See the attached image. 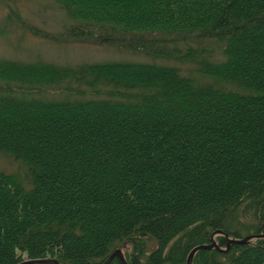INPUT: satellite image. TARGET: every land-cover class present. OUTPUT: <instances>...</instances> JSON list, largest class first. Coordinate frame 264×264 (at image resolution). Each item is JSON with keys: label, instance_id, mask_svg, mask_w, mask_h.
Returning a JSON list of instances; mask_svg holds the SVG:
<instances>
[{"label": "trees", "instance_id": "trees-1", "mask_svg": "<svg viewBox=\"0 0 264 264\" xmlns=\"http://www.w3.org/2000/svg\"><path fill=\"white\" fill-rule=\"evenodd\" d=\"M50 1L36 34L146 59L0 58V264H187L264 233V0ZM191 264H264V236Z\"/></svg>", "mask_w": 264, "mask_h": 264}, {"label": "rangeland", "instance_id": "rangeland-1", "mask_svg": "<svg viewBox=\"0 0 264 264\" xmlns=\"http://www.w3.org/2000/svg\"><path fill=\"white\" fill-rule=\"evenodd\" d=\"M62 20L61 10L50 0H0V58L22 61L41 59L62 64L146 59L129 50L82 41L57 43L35 33L37 27L57 31ZM210 45L214 51H219L217 44ZM17 168L16 161L0 153V170L15 172Z\"/></svg>", "mask_w": 264, "mask_h": 264}, {"label": "water", "instance_id": "water-1", "mask_svg": "<svg viewBox=\"0 0 264 264\" xmlns=\"http://www.w3.org/2000/svg\"><path fill=\"white\" fill-rule=\"evenodd\" d=\"M218 231H220V230H218ZM258 235L264 236V233H262V234H250V235L244 236L243 238H236V239L227 238V241H226V244L224 247H220L214 239H211V241L208 243L197 244V245L193 246L191 248V250L189 251V253L187 255L186 262H187V264H191L193 253L199 248L215 247L219 251H225L228 249L230 243L233 241L244 242L247 239H249L250 237L258 236ZM113 256H117L123 264H127L126 259L123 255V252L121 251L120 248H115L112 252H110V254L102 262H100L98 264H107ZM45 261L51 262L52 264H61L56 258H45V257L44 258H26V259H22L21 261L17 262L16 264H31V263H35V262H45Z\"/></svg>", "mask_w": 264, "mask_h": 264}]
</instances>
